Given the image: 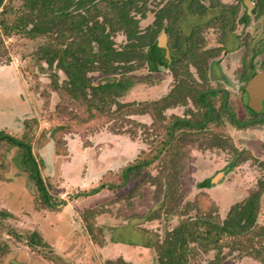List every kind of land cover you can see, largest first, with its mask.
<instances>
[{"label":"rangeland","instance_id":"374dc122","mask_svg":"<svg viewBox=\"0 0 264 264\" xmlns=\"http://www.w3.org/2000/svg\"><path fill=\"white\" fill-rule=\"evenodd\" d=\"M200 1L205 13L185 10L181 26L186 34L201 27L204 48L218 52L206 65L208 86L229 91L228 112L238 119L264 113V89L256 94L259 105L252 108L242 78L245 63L253 66L254 75L264 71V11L254 8L255 0H249L248 8L242 0ZM157 3L150 1L147 17L140 19L141 28L153 22ZM23 4L24 0H4L0 6V130L18 137L30 131L33 152L43 161L41 172L50 193L66 199L67 204L58 210L44 208L36 186L21 166L19 150L1 144L0 212L10 216L0 214V264H105L118 257L132 263L138 257L136 252L142 255L134 264H158L155 245L163 242L168 231L199 213L225 219L231 206L248 197L264 179V125L241 128L228 120L230 115L223 109L220 123H210L205 131L184 137L179 131L170 137L167 126L176 116L193 121L202 116L204 110L191 99L165 110L162 121L152 110L143 115L97 113L91 118L87 105L68 93L64 72L38 58L45 38L5 32L1 22L11 24L21 15ZM234 5H238L236 27L224 31L222 25L214 26L219 16L231 17L228 8ZM247 9L250 15L243 21ZM115 40L120 47L126 36L118 33ZM190 70L195 81L202 83L196 69ZM91 75L93 84L115 78L97 72ZM132 75L138 81L120 102L141 105L156 101L177 83L168 68L151 72L144 66ZM222 102L219 95L216 106ZM25 120L30 121V129L25 128ZM215 137L221 147L212 144ZM162 142L163 154L155 159ZM142 160L150 161L149 166L134 170L123 183V170ZM162 167L180 170L178 184L163 177L161 184H171L168 195L163 184L155 183ZM100 184L107 188L69 198ZM259 224L264 226V194ZM32 232L39 234L44 245H28ZM148 242L149 251L135 246ZM253 243L260 252L258 260L241 249L250 248L246 239L225 237L220 244L227 258L221 264H264V238ZM125 244L132 247L127 249ZM197 251L189 264H209L218 249Z\"/></svg>","mask_w":264,"mask_h":264},{"label":"trees","instance_id":"16d2710c","mask_svg":"<svg viewBox=\"0 0 264 264\" xmlns=\"http://www.w3.org/2000/svg\"><path fill=\"white\" fill-rule=\"evenodd\" d=\"M150 1L154 0H24L21 15L11 24L2 21L1 25L7 34L23 33L30 39L45 38L38 48V58L49 67L64 72L68 93L72 98L87 105L91 118L97 113L105 116L143 115L152 110L155 118L162 121L165 110L178 104L185 105L191 99L204 110L202 116L196 121L176 116L172 124L167 126L170 137L177 131L181 132L183 137L188 135L187 133L195 135L205 131L210 123H220L223 117L222 109L225 114L230 115L228 120L241 128L264 125L263 111L253 114L250 119H238L232 111L228 112L229 91L210 88L207 84V62L218 52L204 48L206 42L201 36V27L196 26L186 34L181 26L185 10L191 14H203L206 11L204 4L200 0H158L153 22L141 28L140 19L147 17ZM242 2L248 8L247 0ZM254 8L263 12L264 0H255ZM228 12L231 17L221 15L213 25H222L223 30L227 27L233 30L237 23L238 5L228 8ZM249 15L246 11L241 20L246 21ZM118 33L126 36V42L120 47H117L115 40ZM163 34L168 38L167 47L159 44V38ZM144 66L151 72L168 68L177 79L175 87L168 95L149 103L138 105L136 102H120L119 99L138 81L132 73ZM191 67L196 69L202 83L195 81ZM96 72L115 78L93 84L91 74ZM254 74L253 66L245 63L242 78L248 83ZM219 95L224 102L218 108L216 98ZM24 125L26 129L31 128L28 120L24 121ZM218 140L219 138L215 137L212 144L221 147V141ZM1 144L19 150L21 166L36 186L44 208L58 210L67 204L66 199L57 198L50 193L41 172L43 161L33 152L30 131L28 133L27 130L23 136L18 137L0 130ZM162 154L163 142L157 149L155 159ZM149 164L150 161L142 160L127 166L122 172L123 183H126L131 172L136 169L142 171ZM174 169L175 171L171 172L170 169L163 170L162 167L161 175L155 177V183L162 185L163 177H167L171 183L178 184L180 170ZM163 173L167 175L164 176ZM168 184L171 185L168 182L163 184L166 195L170 188ZM104 188H107L106 185L100 184L69 198L96 194ZM263 194L264 179H261L248 197L231 206L225 219L217 220L204 213L197 214L195 218H185L167 232L163 242L155 245L158 264H189L191 254L195 256L199 248L205 252L217 248L218 252L209 264H221L227 258L222 252L223 244H220L225 237H230L233 241L246 239L250 248L242 246L241 249L246 251L247 257L258 260L260 252L253 241L258 237L264 238V226L259 224ZM180 199L179 197L175 203V211ZM0 214L10 216L8 212ZM28 245L42 246L44 242L37 232H32ZM150 246L149 243L147 247ZM105 264L132 263L118 257L107 259Z\"/></svg>","mask_w":264,"mask_h":264},{"label":"water","instance_id":"95a60500","mask_svg":"<svg viewBox=\"0 0 264 264\" xmlns=\"http://www.w3.org/2000/svg\"><path fill=\"white\" fill-rule=\"evenodd\" d=\"M3 0H0V6ZM249 0H247V3ZM159 44L161 46L167 47L166 36L163 34L159 38ZM169 57V52H168ZM257 86V87H256ZM254 87V88H253ZM264 89V71L258 72L254 75L247 83L246 90L249 92L250 98V107L255 108L259 105V98L256 97V94H259L260 90ZM258 92V93H257Z\"/></svg>","mask_w":264,"mask_h":264},{"label":"crops","instance_id":"0c3cea01","mask_svg":"<svg viewBox=\"0 0 264 264\" xmlns=\"http://www.w3.org/2000/svg\"><path fill=\"white\" fill-rule=\"evenodd\" d=\"M120 244H123V243H120ZM149 244V242L148 243H145V245H143V246H140L139 247V245H135L136 246V248L138 247V248H143V250L142 251H149V248L150 247H147V245ZM127 247V249H129L130 247H132V245H128V244H125ZM122 247H124V246H122ZM138 251H140V250H138ZM135 255L136 256H138V257H136L137 258V260L141 257V255H142V252H136L135 253ZM136 258H134V259H136ZM111 259V258H110ZM134 259H133V261H132V263L134 264L135 263V261H134Z\"/></svg>","mask_w":264,"mask_h":264},{"label":"flooded vegetation","instance_id":"af4514ba","mask_svg":"<svg viewBox=\"0 0 264 264\" xmlns=\"http://www.w3.org/2000/svg\"><path fill=\"white\" fill-rule=\"evenodd\" d=\"M244 5H245V4H244ZM245 6H246V5H245ZM254 6H255V3H254ZM246 7H247V6H246ZM246 11L249 12L248 9H247Z\"/></svg>","mask_w":264,"mask_h":264}]
</instances>
